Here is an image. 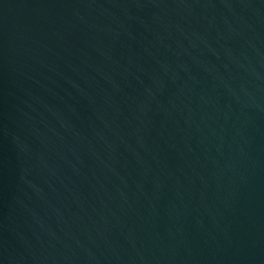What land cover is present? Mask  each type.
Instances as JSON below:
<instances>
[{
	"label": "water",
	"instance_id": "obj_1",
	"mask_svg": "<svg viewBox=\"0 0 264 264\" xmlns=\"http://www.w3.org/2000/svg\"><path fill=\"white\" fill-rule=\"evenodd\" d=\"M0 264H264V0H0Z\"/></svg>",
	"mask_w": 264,
	"mask_h": 264
}]
</instances>
